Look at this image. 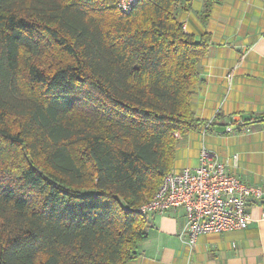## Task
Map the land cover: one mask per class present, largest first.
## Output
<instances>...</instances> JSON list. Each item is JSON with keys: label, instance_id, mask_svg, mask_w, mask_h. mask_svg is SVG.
<instances>
[{"label": "trees", "instance_id": "1", "mask_svg": "<svg viewBox=\"0 0 264 264\" xmlns=\"http://www.w3.org/2000/svg\"><path fill=\"white\" fill-rule=\"evenodd\" d=\"M179 0H0V264H129L210 36Z\"/></svg>", "mask_w": 264, "mask_h": 264}, {"label": "crops", "instance_id": "2", "mask_svg": "<svg viewBox=\"0 0 264 264\" xmlns=\"http://www.w3.org/2000/svg\"><path fill=\"white\" fill-rule=\"evenodd\" d=\"M186 2L177 8L186 31L211 39L192 100L203 125L179 136L173 170L198 166L205 149L264 190V0ZM250 211L247 228L201 234L195 247L182 235L183 210L151 214L149 235L129 264H264V197Z\"/></svg>", "mask_w": 264, "mask_h": 264}, {"label": "built area", "instance_id": "3", "mask_svg": "<svg viewBox=\"0 0 264 264\" xmlns=\"http://www.w3.org/2000/svg\"><path fill=\"white\" fill-rule=\"evenodd\" d=\"M138 1L117 0V4L119 9L129 12ZM263 197V188L229 173L224 162L204 149L198 166L169 172L153 197L142 204L140 212L163 214L183 210L186 225L182 235L186 234L189 246L195 247L201 234L247 228L253 221L251 206Z\"/></svg>", "mask_w": 264, "mask_h": 264}, {"label": "rangeland", "instance_id": "4", "mask_svg": "<svg viewBox=\"0 0 264 264\" xmlns=\"http://www.w3.org/2000/svg\"><path fill=\"white\" fill-rule=\"evenodd\" d=\"M183 2H184V0H179L177 3H176V5H179V7H182V6H184V7H186L187 6V2L186 3H184L183 4ZM181 12H182V10H179V13L181 14ZM197 12V11H196ZM179 15V14H178ZM183 18H184V16H183ZM176 166V165H175Z\"/></svg>", "mask_w": 264, "mask_h": 264}]
</instances>
